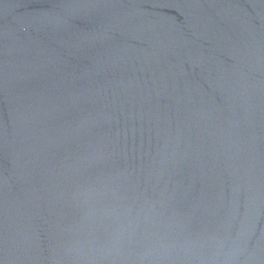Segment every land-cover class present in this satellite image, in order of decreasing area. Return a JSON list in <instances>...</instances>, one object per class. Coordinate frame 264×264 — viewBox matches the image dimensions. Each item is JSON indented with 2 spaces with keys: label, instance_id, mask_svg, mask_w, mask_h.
Returning <instances> with one entry per match:
<instances>
[{
  "label": "water",
  "instance_id": "1",
  "mask_svg": "<svg viewBox=\"0 0 264 264\" xmlns=\"http://www.w3.org/2000/svg\"><path fill=\"white\" fill-rule=\"evenodd\" d=\"M0 264H264V0H0Z\"/></svg>",
  "mask_w": 264,
  "mask_h": 264
}]
</instances>
